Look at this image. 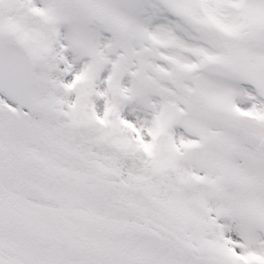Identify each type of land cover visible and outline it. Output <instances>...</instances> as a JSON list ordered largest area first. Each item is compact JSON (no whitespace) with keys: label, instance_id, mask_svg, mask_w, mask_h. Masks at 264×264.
<instances>
[{"label":"snow or ice","instance_id":"6c2138e0","mask_svg":"<svg viewBox=\"0 0 264 264\" xmlns=\"http://www.w3.org/2000/svg\"><path fill=\"white\" fill-rule=\"evenodd\" d=\"M0 264H264V0H0Z\"/></svg>","mask_w":264,"mask_h":264}]
</instances>
